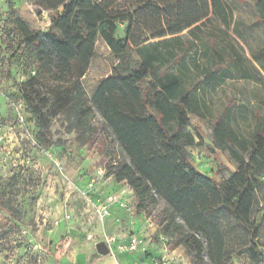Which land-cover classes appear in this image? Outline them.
Listing matches in <instances>:
<instances>
[{"label": "trees", "instance_id": "trees-1", "mask_svg": "<svg viewBox=\"0 0 264 264\" xmlns=\"http://www.w3.org/2000/svg\"><path fill=\"white\" fill-rule=\"evenodd\" d=\"M252 3L264 30V0ZM33 5L38 14L55 15L45 31L17 43L32 69L16 85L27 121L40 132L62 117L81 146L91 147L101 136L112 140L119 156L107 174L132 192L137 215L158 210L159 234L170 249L183 248L189 264H232L237 254L260 264L264 213L254 214L264 192V134L247 140L238 122L256 119V129L262 122L255 107L224 98L214 109L212 101L226 82L258 81V71L230 35L234 19L226 1L34 0ZM119 15H127L124 38L108 41L116 64L89 98L81 78L98 33L107 32L110 19ZM190 114L212 120L213 146L236 166L222 182L193 165L186 149L200 144L201 136L188 130Z\"/></svg>", "mask_w": 264, "mask_h": 264}, {"label": "rangeland", "instance_id": "rangeland-1", "mask_svg": "<svg viewBox=\"0 0 264 264\" xmlns=\"http://www.w3.org/2000/svg\"><path fill=\"white\" fill-rule=\"evenodd\" d=\"M225 1L234 19L230 35L258 71L255 72L258 81L226 82L220 96H213V107H220L223 99L228 98L239 105L257 108V119L262 122L259 129L256 119L244 116L246 122H238V131L250 140L254 133L264 134V30L256 18L253 0ZM33 2L0 0V264H100L102 259L108 261L114 255L122 261L128 254L115 247L109 248L106 256L95 250L97 243L107 245L109 237L118 240L131 234L139 237L131 228L137 215L133 195L125 193V207L119 208L123 211L116 209L112 216L101 221L96 215L97 206L111 194L121 197L125 186L114 184L107 174L119 156L116 144L108 137L102 141L101 136L93 146H81L62 117L52 120L47 130L39 132L27 121V110L18 100L16 85L25 81L32 69L25 64L23 48H17V43L36 31H45L55 15L49 11L38 14ZM126 23L127 15L112 17L108 31L98 33L94 57L81 78L87 97H91L97 83L116 64L108 41L123 39ZM238 111L236 108L234 113ZM188 117V130L201 136L200 144L186 149L195 169L222 182L236 171V166L213 146L212 120L192 114ZM95 123L98 125L100 118ZM195 141L198 143L197 138ZM263 213L264 192H260L254 216L260 218ZM141 214L146 227L151 224L155 231L146 238L148 244L139 237L144 248L129 254L130 264H189L183 248L170 249L168 240L159 234L155 219L158 210L148 217ZM260 225L258 241L264 251V219ZM151 245L155 246L153 250H149ZM231 263L249 261L244 254H237ZM260 264H264V259Z\"/></svg>", "mask_w": 264, "mask_h": 264}, {"label": "built area", "instance_id": "built-area-1", "mask_svg": "<svg viewBox=\"0 0 264 264\" xmlns=\"http://www.w3.org/2000/svg\"><path fill=\"white\" fill-rule=\"evenodd\" d=\"M50 21L47 23L45 30L48 28ZM21 122L23 121V117H19ZM58 167V163H56ZM88 187H92V184H89ZM119 194H111L106 197V199L101 203L100 206L96 208V215H98V220L101 221L103 218L110 217V208L114 205H118L120 208L125 207L124 200H121ZM107 245L109 248L115 247L121 253H136L140 252L144 248V243L142 239L137 236L130 235L126 241L118 240L115 237H109L107 240Z\"/></svg>", "mask_w": 264, "mask_h": 264}, {"label": "crops", "instance_id": "crops-1", "mask_svg": "<svg viewBox=\"0 0 264 264\" xmlns=\"http://www.w3.org/2000/svg\"><path fill=\"white\" fill-rule=\"evenodd\" d=\"M125 193L129 194L132 196V192L129 190V188H127L126 186H124V189L121 191L122 194V199L125 197ZM120 207L118 205H114L110 208V216H112L114 210L118 209L119 211H123L122 209H119ZM147 222L145 221V218L142 216V214L136 215L135 220L133 225L131 226L132 230L135 232H138V236L141 237L143 240H145V244H148V241L146 240V238L149 237V235L155 231V229H152V225H148L146 227ZM134 235V234H131ZM130 236V235H129ZM136 236V235H134ZM128 238V237H127ZM124 239L123 241L127 240ZM105 244V243H104ZM106 245V244H105ZM107 246V245H106ZM107 248L109 249V247L107 246ZM152 248H155L154 245H151L149 250H153ZM110 252V249H109ZM114 258H110L108 259V261H106L105 259H102L99 263L100 264H130L132 261V256H126L124 257V259L122 261H120L119 257L117 255L113 256ZM109 258V257H108Z\"/></svg>", "mask_w": 264, "mask_h": 264}, {"label": "water", "instance_id": "water-1", "mask_svg": "<svg viewBox=\"0 0 264 264\" xmlns=\"http://www.w3.org/2000/svg\"><path fill=\"white\" fill-rule=\"evenodd\" d=\"M95 250L99 255H102V256H106L109 254V249L103 242L97 243L95 245Z\"/></svg>", "mask_w": 264, "mask_h": 264}]
</instances>
